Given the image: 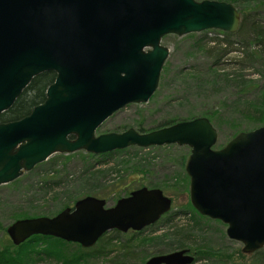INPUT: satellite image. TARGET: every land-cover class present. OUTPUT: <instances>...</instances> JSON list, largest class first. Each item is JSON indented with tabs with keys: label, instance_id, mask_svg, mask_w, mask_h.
Instances as JSON below:
<instances>
[{
	"label": "water",
	"instance_id": "95a60500",
	"mask_svg": "<svg viewBox=\"0 0 264 264\" xmlns=\"http://www.w3.org/2000/svg\"><path fill=\"white\" fill-rule=\"evenodd\" d=\"M239 11L224 0H0V112L29 81L50 71L42 102L23 117L0 123V184L53 153L102 154L129 146L185 145L183 169L190 206L225 225V235L250 254L264 244V124L238 131L215 148L205 116L146 131L132 127L95 134L129 103L154 92L168 48L163 35L237 30ZM157 187L140 186L107 206L92 195L50 216L12 220L13 245L46 235L82 248L105 232L139 231L170 210ZM187 249L149 257L144 264H190Z\"/></svg>",
	"mask_w": 264,
	"mask_h": 264
},
{
	"label": "rangeland",
	"instance_id": "374dc122",
	"mask_svg": "<svg viewBox=\"0 0 264 264\" xmlns=\"http://www.w3.org/2000/svg\"><path fill=\"white\" fill-rule=\"evenodd\" d=\"M240 3L254 7L257 19L264 27V0H241ZM235 32L229 37L231 44L226 54L218 60L205 53L198 44H212L211 38L223 40L220 30L163 35L160 43L168 48V54L154 92L143 103H129L113 112L97 127L95 134L118 132L128 127L150 130L171 120L208 116L216 130L214 147L217 148L232 134L257 127L259 123L249 116L250 109L247 112L246 108L248 104H255L264 111V51L259 53L251 46L244 49ZM187 153L185 145L129 146L113 153L107 163L89 162L80 155L63 162L64 159L56 156L59 153H53L13 181L0 184V244L8 239L7 235L3 237L1 227L14 220L16 214L50 216L61 206H70L72 198H80L83 194L103 198L109 206L116 195L123 196V183L135 179L136 183L146 187L158 186L171 199L168 213L178 211L179 214L172 215L173 219L168 223L163 217L159 218L139 232H118L107 246L114 252L87 258L81 264L123 261L125 258L121 253L127 247H134V261L142 264L156 251L177 249L179 242L194 255L191 264H264V244L258 249L262 259L253 253H242L241 243L225 235L222 222L198 216L190 206L188 179L183 169ZM112 167H120V171L114 172ZM59 176L63 178L58 185L45 187L39 182L55 180ZM111 235L112 231L105 234L104 239ZM178 235H183L182 239ZM103 243L104 240L99 245ZM205 251L211 254L197 256ZM40 256L34 264L54 262L50 257Z\"/></svg>",
	"mask_w": 264,
	"mask_h": 264
},
{
	"label": "trees",
	"instance_id": "16d2710c",
	"mask_svg": "<svg viewBox=\"0 0 264 264\" xmlns=\"http://www.w3.org/2000/svg\"><path fill=\"white\" fill-rule=\"evenodd\" d=\"M224 1H228L232 3L233 6L239 11L240 20H239L238 28L234 34L239 37L240 43L243 46V48L246 49L251 46V47H254V49H256L259 53H262L264 51V27L262 24H260L261 22H259L257 19V11L254 9V7H251V6L247 7L245 5L243 6L242 3H240L241 0H224ZM236 4H239V6ZM221 33L224 35L223 40L217 39V38H211L209 39V41L212 42V44H208L206 42H202L198 44V47L202 48L205 53L214 57V60H218L223 55H225L228 50V46L231 44V40L229 39V37H231L233 34L223 32V31H221ZM220 40L224 42L225 46H222V43ZM248 54H250V52H248ZM52 78H53V75L50 71L42 72L32 77V79L29 81L27 86L18 95L12 107L9 109V111H7L6 115L8 117H19L27 113L34 105L40 103L44 98V89L52 81ZM249 109L251 113L249 116L253 120L257 121L259 125L263 124L264 123V111L255 104H248L246 108L247 112H249L248 111ZM205 117L209 120L208 116H205ZM175 121L176 120H171L167 123H163L159 127L171 124ZM136 130L146 131V130H140V129H136ZM234 134H232V136ZM124 150H126V148L119 149V150H113V151L102 153V154H91V153L82 152V151H75V152L67 153V154L59 153L56 156L64 159L63 162H65L71 156L80 155L84 159L88 160L89 162L107 163L108 159H110L113 153L124 151ZM111 169L114 172L116 171L117 173L120 171V167L119 168L112 167ZM105 170H108V169H105ZM63 177H65V175ZM63 177L59 176L55 180H50V181L47 179H42L39 182L45 187H50L51 185L60 184L62 182L61 179ZM140 186H144V185L140 183H136L135 179H129V181L123 183V188H121V191L123 192V196L127 195L129 191H131L132 189L140 187ZM151 187L159 188L156 185L151 186ZM85 195H88V194H83V196ZM119 197L121 196L116 195V197L114 198V201ZM76 199L78 198L71 199L70 206H72L73 202ZM63 207H67V204L61 206L60 209ZM178 214H179L178 211H174L171 213L167 212L163 214L160 218L163 217V220L168 223L173 219V217L177 216ZM16 215L17 216H15L16 218L14 219L21 218V217H29L25 213L16 214ZM172 215L173 217H171ZM198 216H201V215H198ZM5 227H1L2 231H4L3 237L6 236ZM112 233L113 235L106 237L105 239H104V236L99 237L96 240V242L93 244V246H91L90 248H81L77 243L66 242L61 239L54 238L51 236H46V235H38V234L31 235L30 237H28L27 239H25L23 242L19 243L18 245H13L10 242V240L5 237L6 242L4 241L3 243L0 244V264H34L36 259L41 258L40 255H44L45 257H50L51 259H54V262L52 264H81L82 262H85L87 258H95L97 256L108 254V252L111 249L107 248V246L111 244L112 239H115V237L118 234V231L114 230L112 231ZM178 236H179V239H182L181 236L183 237V235H178ZM103 240H104V243L102 245H99V242ZM178 245L179 247H177V249L182 248L180 242ZM154 253H158V251ZM210 254H211L210 252L205 251V252L199 253L197 256L207 257ZM252 255H255L256 257L262 259L261 258L262 253L260 252V250L254 251Z\"/></svg>",
	"mask_w": 264,
	"mask_h": 264
},
{
	"label": "flooded vegetation",
	"instance_id": "af4514ba",
	"mask_svg": "<svg viewBox=\"0 0 264 264\" xmlns=\"http://www.w3.org/2000/svg\"><path fill=\"white\" fill-rule=\"evenodd\" d=\"M52 73V75H53V77H54V73L53 72H51ZM52 80H53V78H52ZM22 92V91H21ZM20 92V93H21ZM18 97V96H17ZM16 97V98H17ZM16 101V99L13 101V103L7 108V109H5V110H3V111H1L0 112V123H7V122H10V121H13V120H17V119H19V118H21V117H23L24 115H26L27 113H25L24 115H21V116H19V117H8L7 115H6V113H7V111H9V109L12 107V105L14 104V102ZM42 102V101H41ZM264 124V123H263ZM13 181V180H12ZM114 203V202H113ZM112 203V204H113ZM111 204V205H112ZM108 206V205H107ZM70 207V206H69ZM115 229H111V230H109V231H107V232H105L104 234H102L100 237H102V236H104L105 234H107L108 232H111V231H114ZM130 230V229H129ZM115 231H117V230H115ZM131 231H133V230H131ZM140 231V230H139ZM139 231H134V232H139ZM118 232H120V231H118ZM126 232V231H125ZM93 246V245H92ZM121 246H123V245H121ZM125 246H123V248H124ZM88 248H90V247H88ZM129 247H127L126 249L127 250H123V252L124 253H121V256H123L125 259H123V261L122 260H117V261H111V263H109V264H136V262L134 261V257H135V255H134V252H133V250H134V247H130L129 249H128ZM178 249H187V248H178ZM178 249H174V250H178ZM188 251L186 252L187 254H189V255H191L192 256V262L191 263H193L194 262V255L192 254V253H190L189 252V249H187ZM170 251H173V250H169V251H165V252H158V253H154V254H150V255H148L144 260H143V262H142V264H144L145 263V261L149 258V257H151V256H153V255H158V254H164V253H167V252H170ZM110 252H114V250L113 251H110ZM109 252V253H110ZM107 255V254H106ZM190 263V264H191Z\"/></svg>",
	"mask_w": 264,
	"mask_h": 264
}]
</instances>
